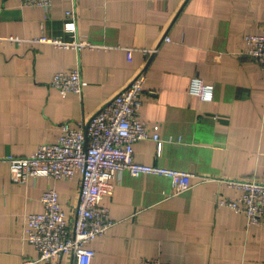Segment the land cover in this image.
<instances>
[{"label": "crops", "instance_id": "obj_1", "mask_svg": "<svg viewBox=\"0 0 264 264\" xmlns=\"http://www.w3.org/2000/svg\"><path fill=\"white\" fill-rule=\"evenodd\" d=\"M75 7L76 35L94 45L80 50L30 39L72 36L65 12ZM264 34V0H52L41 7L0 0V156H26L59 137V125L76 127L117 94L146 64L140 116L159 132L157 142L136 141L135 160L194 173L191 187L173 193L166 176L114 180L109 208L113 225L90 244V264H264V222L248 224L243 213L218 205L236 199L227 179L264 181V71L245 53L247 34ZM169 37L165 41L164 37ZM157 47L152 57L143 49ZM128 48H132L130 57ZM80 68L83 95H61L49 82L56 71ZM199 77L214 97L190 93ZM80 174L54 181L39 175L10 179L0 164V264H74L62 254L49 262L23 240L26 215L43 209L42 193L56 187L62 210L74 216Z\"/></svg>", "mask_w": 264, "mask_h": 264}, {"label": "built area", "instance_id": "obj_2", "mask_svg": "<svg viewBox=\"0 0 264 264\" xmlns=\"http://www.w3.org/2000/svg\"><path fill=\"white\" fill-rule=\"evenodd\" d=\"M23 5L41 7L49 15L52 0H20ZM76 10L65 12L64 28L72 39L41 34L30 39L33 42L49 43L58 47L77 50L93 48V43L81 40L76 35ZM21 44L27 39L17 36L4 37ZM169 41V37H164ZM245 53L256 61L264 71V34H247ZM157 47L143 49L145 56L152 57ZM132 48H128V56ZM148 62V61H147ZM145 63V66L147 64ZM143 67L117 94L87 120L78 121L76 127L61 123L59 137L54 142L41 143L35 153L26 156L7 154L0 156V164L6 162L10 179L16 183H26L39 175L54 181L71 180L80 174L79 191L74 204V216L67 217L62 210L56 187L45 190L40 200L42 211L26 215V225L22 238L33 245L39 253L35 261L49 262L62 254L70 255L74 264H90L95 255L90 246L98 236L104 235L113 225L109 208L101 201L110 197L114 180L122 171L132 176L154 174L166 176L173 185V193H181L191 187L194 173L157 164H144L135 160L136 141L151 139L157 142V155H161L162 138L155 127L140 116L143 92L146 85V67ZM49 84L61 95L75 93L83 95L84 80L80 68L56 71ZM190 93L201 100L210 101L214 97V86L205 84L199 77L191 80ZM227 184L239 188L241 195L236 199L218 198V205L228 206L245 215L247 223L264 222V181L247 179H227ZM34 261L25 260L23 264ZM141 264H167L159 257H145Z\"/></svg>", "mask_w": 264, "mask_h": 264}]
</instances>
